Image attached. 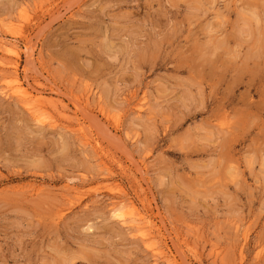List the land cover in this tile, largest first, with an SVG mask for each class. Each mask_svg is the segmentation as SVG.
I'll use <instances>...</instances> for the list:
<instances>
[{
	"label": "rangeland",
	"instance_id": "obj_1",
	"mask_svg": "<svg viewBox=\"0 0 264 264\" xmlns=\"http://www.w3.org/2000/svg\"><path fill=\"white\" fill-rule=\"evenodd\" d=\"M0 41V264H264V0H0Z\"/></svg>",
	"mask_w": 264,
	"mask_h": 264
},
{
	"label": "bare ground",
	"instance_id": "obj_2",
	"mask_svg": "<svg viewBox=\"0 0 264 264\" xmlns=\"http://www.w3.org/2000/svg\"><path fill=\"white\" fill-rule=\"evenodd\" d=\"M0 51L1 52H5V53H7V54H9V55H14V56H16L17 54H16V45L14 44V43H11V42H7V41H0ZM6 54V55H7ZM10 82H11V84H12V86H13V91H15L17 94H19L22 98H26V97H30V98H32L33 96H31V94L30 93H28L27 92V90H25L24 89V87H23V85H22V83L19 81V79H18V77L16 76V75H12L11 77H10ZM10 84V83H9ZM5 85H6V83H5ZM11 87V86H10ZM10 89V88H9ZM21 98V99H22ZM36 99H41L40 98V96L37 98L36 97ZM23 100V99H22ZM33 100H34V98H33ZM27 101V100H26ZM31 102V101H30ZM37 103V102H36ZM29 106V108H30V105L29 104H27L26 103V106ZM30 109H32L33 110V108H30ZM40 118V117H39ZM116 210V209H115ZM115 210H114V212H115ZM118 214V213H117ZM117 214H116V216H117ZM139 215V214H138ZM114 217V216H113ZM141 217V216H140ZM119 218H123V220H124V217H122V216H119ZM143 217H141V218H137V219H139V220H137V221H141V222H143L144 220L142 219ZM132 219V218H131ZM134 219V218H133ZM133 219L132 220H128V222H130L131 223V221H133ZM145 219V218H144ZM122 220V219H121ZM126 220V219H125ZM135 221V220H134ZM145 221H147V222H149L147 219L145 220ZM145 221H144V223H142V224H147V222L145 223ZM136 222V221H135ZM124 223V222H123ZM125 224V223H124ZM132 225V227H133V231L136 229V231L137 232H139L138 234L139 235H141L142 237H147V234L145 233V229H146V227H144L143 225H142V227L140 226V225H134V224H131ZM134 225V226H133ZM131 227V226H130ZM135 228V229H134ZM149 228H151V227H149ZM132 229V228H131ZM149 231V230H148ZM147 231V232H148ZM148 240H150V239H147V242H148ZM152 244V243H151ZM154 251H156L157 249H154V248H152Z\"/></svg>",
	"mask_w": 264,
	"mask_h": 264
}]
</instances>
